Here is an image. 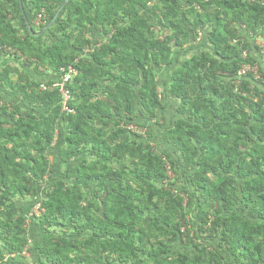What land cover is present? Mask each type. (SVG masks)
Segmentation results:
<instances>
[{"label":"trees","instance_id":"trees-1","mask_svg":"<svg viewBox=\"0 0 264 264\" xmlns=\"http://www.w3.org/2000/svg\"><path fill=\"white\" fill-rule=\"evenodd\" d=\"M22 1L32 5L35 15L45 11L47 24L54 20L63 2ZM189 4L190 8L185 12L180 0H160L152 6L149 0L73 3L65 19H58L54 24L52 35L56 40L37 49L34 55L40 62L48 60L50 67L59 73L58 80L64 67L75 66L77 74L69 84L73 99L68 105L72 112L64 111L58 89L41 90L42 83L31 81L26 73L12 65H6L0 71V81L4 85L20 90L31 105L45 107V112L39 116L23 110L18 104H0V116L9 119L0 121V264L7 254H21L29 244L26 218L15 214V198L32 194L36 189L35 182L49 174L46 149L55 140L59 123L67 132L66 145L60 148L61 159L70 162L91 155L94 160H83L68 170L67 177L74 180L73 185L59 180L51 186L41 204L44 211L40 221L44 226L60 225L88 231L90 237L72 240L55 234L46 235L40 255L47 262L114 264L113 256L124 260L130 256L138 257V251H144L157 264H264V185L260 182L264 178V93L258 87H252L249 81H242L240 85L232 83L247 63L248 58L243 56L246 43L238 39L237 29L222 17L223 13L250 26L264 20V2L189 0ZM212 5L218 8L217 12L197 25L211 27L208 38L213 53L203 52L186 59L173 74L170 93L180 100L177 110L185 119L166 133V139L176 145L186 165L197 167L192 184L202 192L205 207L199 206L196 226L185 230L175 217L165 213L155 215L153 224L172 237L152 243L147 239L144 216L156 205V195L172 197L173 194L152 185V191L146 197L145 191L126 182V166L118 168L109 164L123 156L104 137L98 125L113 115L133 121L138 97L143 110L151 117H156L164 107L154 67L172 61L173 43L183 46L190 29L184 27L178 31L179 35L168 37L163 49L158 50L145 37L152 26L140 10L151 12L164 27L178 29L179 17L194 12L197 6ZM93 9L102 21H110L115 15L122 14L128 24L116 25L113 32L107 31V41L94 48L93 61L87 63L77 60L78 56L69 50L80 51L91 45L86 29L88 12ZM22 22L25 27L24 16ZM71 26L73 29H69ZM26 35L20 36L10 13L0 2V55L11 54L10 49L22 45L31 46L30 32ZM130 49L133 50L130 52ZM119 50L130 52L127 59L137 76L127 72L121 79L122 93L116 95L117 104L109 108L107 116L100 101L92 102L88 78L94 73L95 64H101ZM13 74H17V80L12 78ZM226 78L231 81L226 82ZM135 85H139L138 92L133 90ZM113 122L118 126V135L129 132L121 127L120 120ZM251 141L253 143L249 145ZM133 150L143 152V144ZM144 156L151 164H163L162 157L153 152L148 151ZM150 170V166H145L140 173L158 181L167 177ZM221 171L236 172L244 179L241 195L234 186V177L224 176ZM94 185L97 187L94 199L79 189ZM239 201L248 209L249 218L242 216L236 208ZM171 210L176 216L184 215L183 201H177ZM167 227L174 230L169 232ZM180 235L192 245L185 256L172 253ZM202 235L217 237L218 245L201 241Z\"/></svg>","mask_w":264,"mask_h":264},{"label":"rangeland","instance_id":"rangeland-1","mask_svg":"<svg viewBox=\"0 0 264 264\" xmlns=\"http://www.w3.org/2000/svg\"><path fill=\"white\" fill-rule=\"evenodd\" d=\"M83 1L85 0H63L57 10V20L65 19L69 12V7L71 5L73 6V3ZM247 1L251 2L254 0ZM256 1L264 2V0ZM0 2L10 13L12 22L18 29L20 36L27 37V32H30L28 39L31 43V46L22 45L17 49H10L11 54L0 55V71L6 65H12L26 73L31 81L45 83L47 85H50L53 81H57L60 75L50 67L48 60L40 62L34 56L37 53V49H43L46 45H50L56 40L54 35H52V31L57 20L55 22L52 20L48 24L42 23L39 19V14L35 15L32 5L22 0H0ZM159 2L160 0H149V5L152 6ZM180 3L183 5L184 11L187 12L190 8L189 0H180ZM217 10L218 8L215 5L208 7L197 6L194 12L186 13L182 18H178V29L166 28L151 12H147L144 9L140 10L141 14L148 19L152 26L151 31L145 33V37L152 41L158 50L163 49L168 37L179 35L178 31L184 27H189L190 29L189 37L183 46H178L173 43L174 53L172 61L168 65L154 67L158 91L164 103V107L159 110L156 117H151L143 110L140 104V97H138L135 103L136 117L133 121L128 120L125 116H109V108L117 104L116 95L122 93L123 87L120 85V82H122L121 79L126 76L127 72L130 75L137 76V72L134 68L130 67L127 59L128 54L133 49H130V52L127 50H119L114 56L106 58L101 64H95L94 73L88 78L89 82H91L88 84V91H91L90 97L92 102L96 103L100 101L104 113L109 116L98 125V129L103 130L104 137L114 147H117L119 154L123 156L122 159L115 158L109 164L118 168L126 166L127 175L125 181L139 191H145L146 197L152 191L150 188L152 185L160 190L169 191L173 194L172 197L169 195H156V205L152 206L144 216L147 239H150L152 243H156L157 239L165 240L172 237L165 230L158 229L153 224L155 215L165 213L171 217H175V220L185 230L187 227L196 226L200 210L199 206L205 207V199L202 197V192L192 184V178L197 167L190 168L186 165L182 153L177 149L176 145L166 139V133L169 129L185 119L177 110L180 100L171 96L170 93V86L173 80L172 76L186 59L200 55L203 52L213 53V45L208 38L211 27L199 26L197 23L200 21L203 23L208 21ZM43 12L45 13V11ZM23 16L26 20L25 27H23L22 22ZM88 16L86 36L92 41L91 45L86 46L80 51L74 49L69 50V52L75 53L78 56L77 60L82 59L87 63L93 61L92 54L94 48L107 41L109 37L107 31L113 32L116 25L124 26L128 24L127 18L122 14L115 15L110 21H102L101 18L96 17V10L93 9L88 12ZM222 17L237 29L239 34L238 39L246 43L243 56L245 59L250 58L243 65L241 72L233 78L232 83L240 85L242 81H249L252 87L256 86L264 93V20L248 26L247 24L236 21L232 16H226L222 13ZM69 29H73V26ZM77 33L78 30L76 31ZM15 53L17 56H15ZM12 78L17 80V74H13ZM230 81L231 78H226V82ZM132 87L133 90L138 92L139 85ZM5 103L18 104L23 110L31 111L39 116L45 112V107L31 105L22 96L20 90H13L0 81V104ZM1 120L9 121L4 116H0ZM114 120H120L121 127L124 126L129 132L124 136L118 135L116 132L118 126L114 124ZM95 121L93 122L94 125ZM66 133L64 126L59 123L57 125L56 138L52 143L48 144L46 149L50 166L49 174L44 179L35 182L36 189L32 194L15 198L17 205L15 214L24 215L26 218V237L28 238L29 244L21 254H7L1 264H52L40 255V246L43 245L44 237L48 234H55L72 240H85L90 237L88 231L66 228L60 225L44 226L40 221V217L44 211L42 210L41 204L47 198V192L51 186L59 180L65 181L68 185H73L74 180L67 177L68 170L80 164L83 160H94L93 156L88 155L74 158L70 162H64L60 157V148L66 145ZM252 143V141L249 142V145H252ZM139 144H143V152L141 153L133 150ZM148 151L153 152L154 155L161 156L163 164L149 163L144 156ZM145 166H150L151 173L166 174V179L158 181L143 176L140 170ZM221 173L224 176L234 177V186L241 195V186L244 179L239 177L236 172L221 171ZM214 179L218 180V177H214ZM260 182L264 185V178ZM79 189L80 191H84L90 199L97 197L96 185L91 188ZM179 200L183 201L185 210L184 215L180 214L176 216L171 210V207ZM236 208L240 210L242 216L249 218L247 215L248 209L244 206L243 202L239 201ZM0 217H2V214H0ZM166 229L169 232L174 230L173 227H167ZM218 240L217 237L209 238L206 235H202L201 238V241H207V243L213 245H218ZM191 249L192 245L187 242V238L180 235V239L174 243V251L172 253L185 256ZM115 257L113 256L112 258L114 264H157L148 252L144 251H138V257L130 256L124 260H118Z\"/></svg>","mask_w":264,"mask_h":264},{"label":"built area","instance_id":"built-area-1","mask_svg":"<svg viewBox=\"0 0 264 264\" xmlns=\"http://www.w3.org/2000/svg\"><path fill=\"white\" fill-rule=\"evenodd\" d=\"M38 16H39L40 21H42V23L47 22V17L44 12L40 13ZM76 74H77V70L75 66L69 65L62 69L60 79L56 81L55 83H53L51 86L45 83H42L40 85L41 90H48L51 88H56L59 90L61 102L63 104V109L66 113L73 111V109H71L68 105L69 102L73 99L71 90L69 88V84L74 80Z\"/></svg>","mask_w":264,"mask_h":264},{"label":"water","instance_id":"water-1","mask_svg":"<svg viewBox=\"0 0 264 264\" xmlns=\"http://www.w3.org/2000/svg\"><path fill=\"white\" fill-rule=\"evenodd\" d=\"M57 18H58V13L56 14V16H55L53 22H55V21L57 20Z\"/></svg>","mask_w":264,"mask_h":264}]
</instances>
